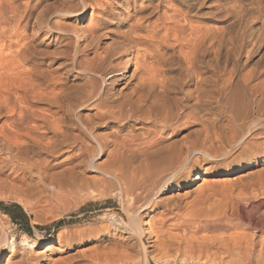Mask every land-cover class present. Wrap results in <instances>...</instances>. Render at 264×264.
Here are the masks:
<instances>
[{
  "label": "bare ground",
  "instance_id": "bare-ground-1",
  "mask_svg": "<svg viewBox=\"0 0 264 264\" xmlns=\"http://www.w3.org/2000/svg\"><path fill=\"white\" fill-rule=\"evenodd\" d=\"M257 1L240 0L237 9ZM208 5L60 0L44 11L32 0H0V195L36 214L115 194L129 223L112 226L111 234L134 238L141 263L150 264L140 244L144 235L157 237L149 214L161 207V218L177 215L192 191L180 189L202 181L194 190L199 199L205 178L223 175L208 182L230 188L223 210L205 211L201 198L189 202L182 236L232 229L214 252L232 264H264V204L256 202L264 196V20L241 34L248 21L240 11ZM241 21L240 34H232ZM242 223L250 232H237ZM59 235L58 247L25 233L17 242L0 218V264H70L71 256L51 258L65 252ZM204 243L197 251L208 254ZM125 251L108 256L125 261ZM165 258L159 264L193 260Z\"/></svg>",
  "mask_w": 264,
  "mask_h": 264
},
{
  "label": "rangeland",
  "instance_id": "rangeland-1",
  "mask_svg": "<svg viewBox=\"0 0 264 264\" xmlns=\"http://www.w3.org/2000/svg\"><path fill=\"white\" fill-rule=\"evenodd\" d=\"M32 1H33V4H35V7L37 8V10L38 9L41 10V8H43V9L45 8L44 11H49V10L55 9L56 7H58L60 5V0H32ZM55 3H56V5H55ZM259 3H261V4H259ZM47 4L49 7L46 6ZM53 4H54V6H52ZM240 4H241L240 0H232V2H231V0H206V6L208 5V7L209 6L210 7L209 8L205 7V8L210 9V10L213 8L214 9V10L212 9L213 11H217L216 9H218V7H219L218 11H223L225 8L228 9L229 11H231V9H229L231 7V5L233 6V7H231L233 10L235 8L237 9V6H239ZM224 6H225V8H224ZM244 6L245 5H242V7H244ZM53 7H55V8H53ZM221 7H222V9H221ZM245 8L249 11H247ZM243 10L237 9L235 11H237V12L240 11L241 13L238 12V14L240 16H242L243 19L242 18L241 19L245 20L246 22L248 21V24H246L247 26H244L245 21H244V23H243V21H241L242 25L241 24L239 25V24H237L238 22H235V25H234L235 28L233 27L234 28L233 31H232V29L230 30V32L231 31L233 32L232 34H236L235 30H237V32H238L237 35L240 34V32L242 31L240 28L242 26H244L243 30L245 32L243 31V32H241V34L247 33L248 32L247 29L251 28L253 26L259 25L258 27H260V25H261L260 23L264 20V16H263L264 15V13H263L264 12V0H258L257 2H254L253 6L248 7L246 5V7H244ZM245 11H246V15H245ZM259 11L260 12L263 11V12H261L259 14ZM247 12H248V14L250 12H252V13L250 15H248ZM196 14L197 13H195V15ZM261 14H262V16H261ZM252 16H254V17H252ZM260 16L263 18L260 19ZM257 17H258V19H257ZM192 18L194 19V17H192ZM248 18L251 19L250 20L251 22L249 21ZM55 20H59V21H57L58 24H61L64 22V20H62V19H55ZM252 20H256V21H252ZM259 20H260V22H259ZM210 22L215 25L214 21L210 20ZM252 22H255V23H253V25H252ZM232 24H234V22ZM248 26H250V27H248ZM261 26H262V33L264 34V22ZM246 27H248V28H246ZM263 34H262V36L264 37ZM185 134H187V133H183L182 136ZM260 167L261 166H256V167L251 168V169H243V170L237 171L234 175L230 176V178L235 177V176H237L241 173H244L246 171H249V170H255V169L259 170V169H261ZM218 169L223 170L225 168L220 167ZM205 179L207 181L209 180L208 182H210V180L220 181V180L226 179V177H223V175H221V176L218 175V176H214V177H206ZM208 182L205 184L207 186L204 185L205 190H204V193L202 194L203 197H199V199H198V197H196L197 193L194 190L198 184L203 183L202 181L197 182L195 185H193L190 188L184 187L183 189H180L178 191V193L183 194V192L185 193L186 191L192 190L189 194L186 195L187 197L185 196L186 198L185 197L182 198V201H184V204L182 205L183 202L181 201L182 208L180 206L177 210H175V212H177V215H176V213L174 214V212H173L172 214L174 216L171 214L172 216L171 215L166 216L167 219L161 218V216H159V213H160L159 211L162 209L161 207H157L153 212H151L149 214L150 218H153V222H151V227L153 226L152 229H153V231L155 230L154 232L157 233V237L154 238L155 239L154 240L153 238H148L147 236L144 235L145 237L142 236V238L140 240V244L142 246H144L145 248H147L148 251L150 252V256H149L150 264H159V261L161 260L159 258L164 257V255L166 256L165 260L167 259V261H174V260H177V258L180 259L179 260L180 262L183 259H193V260H190V261H192V262H190L191 264L195 261H198L197 264H203V263L204 264H230L231 262H233V260H231L232 258L230 256H227L225 253H222L223 252L222 250H220L221 253H220V251L218 253H215V252H216V247H217V241H220L222 239V237L227 238V235L229 236L230 234H232L234 232V230H232V229H229V230L217 229V230H214V232L213 231H211V232L210 231L209 232L208 231H204V232L201 231L199 233L197 232L198 234L194 233L193 235H191L192 237L191 236L188 237L189 239L187 237H185L188 241H190V239H192V242H190V243L182 236L183 235L182 231L186 230V225H184V220H185L187 214H185V213L190 210L189 207L187 209V204L189 205L190 203H192L196 199H197L196 201H199L202 199L203 203L200 206L201 208L206 207L207 209H204L205 211H209V208L212 209V210L210 209V211H214V209H216L215 211L219 212V210L222 209L221 205L222 204H223V206L226 205L227 201L226 200L224 201V199L227 197L229 199V195L227 193L230 192L229 191L230 188L228 186H225L222 184H216L217 188L214 187V189H212L213 185L211 183L208 184ZM210 186H212V187H210ZM221 186H223V187L225 186V187L221 188ZM219 187L222 189L223 195L218 194V193H221V191H219V190H221ZM210 189L212 190V192L210 191V193H209ZM217 189H219L218 190L219 192H217ZM226 189H228V190H226ZM223 190L226 192L227 195L225 194V192H223ZM205 192H207L208 194H206ZM213 193L214 194L216 193V194L214 195ZM205 195H206V198H205ZM207 195H211L212 197L209 198V196L207 197ZM206 201H208V202H206ZM221 201H223L222 204H221ZM258 201L259 202L261 201L262 204H264V196L261 198H258L256 202L258 203ZM18 202L19 201L15 200L11 196L9 197L8 195H0V218H2L4 220L6 219L8 221L10 227L14 231L15 239L17 242H19L22 233H25L28 238H30L34 241H37V242H39L43 239H52L53 240L52 246L58 247L59 241L57 240V238H58V235L60 233L59 237L62 235L60 237L62 239H60V240L63 241V243L66 245L64 248L65 252L62 255L52 254L51 255L52 259H56L58 257L65 258V257L71 256L72 258H71L70 264H111V263L112 264H124L125 262H126L125 264H127V263L128 264H130V263L131 264H142L141 259H140L141 255H140V252L137 248V242L134 238L126 240V241L125 240L119 241V239L116 236H113L111 234L110 229L112 226L119 225V226L126 227V226H128L127 223H129V221H128L129 216L125 211H123L124 209L122 210V208H123L122 204H120V200L115 194H113V195L112 194L99 195V196H98V194L97 195L93 194L91 196V198L89 197V198H87V200L85 199L82 202L75 204V205L73 202H69L68 204H62V205L56 204V206H52V207L48 206L47 208L42 207V210L44 209L43 212H42V210H40V211H37L36 214H33L34 213L33 211L27 209V207L22 202H19V203ZM224 202H225V205H224ZM185 203H186V205H185ZM242 203H244V202H242ZM202 205H203V207H202ZM178 211H180L181 213ZM6 212H8L9 214L6 215ZM39 213L40 214L42 213V214L40 215ZM142 214L140 216H143V218L145 219L144 213H142ZM34 215H36L38 217H35ZM242 224H240L237 227V232H242V231L250 232V230L249 229L246 230L245 225L244 224L242 225ZM239 229H241V230H239ZM28 230H29V233H26V231H28ZM165 230L167 231V233L169 231V233L167 234ZM160 231H162V233H164V234H162V233L160 234ZM172 232L174 234L176 232L175 236ZM165 233H166V235H168V238H167V236H165ZM170 233L173 235V237H171L172 235ZM179 233L181 234V236L178 235ZM204 233L206 234V236H204L205 235ZM218 234H220V235H218ZM206 237H207V239H206ZM184 240H186L187 242ZM195 240L198 242V245L195 242ZM116 241L118 242V244ZM165 242H167V243H165ZM193 242H195L196 244L195 243L193 244ZM186 243H189L188 244L189 247L186 246ZM203 243L206 244V246L211 245V249L208 252V254H204V253L202 254V253H199L197 251V247L198 246L200 247L199 244L202 245ZM215 243H216V246L214 245ZM165 248L167 250L163 251V249H165ZM183 250L184 251L186 250V251L183 252ZM120 251H125V253L129 256L128 257L129 259L125 260V261H119V260L114 261V260L110 259L111 256L110 257L108 256V255H113V252L116 254ZM130 257H132V258H130ZM157 258L159 259V261ZM72 259H74V260H72ZM162 259H164V258H162ZM128 261H130V263ZM170 264H172V263H170ZM193 264H196V263H193Z\"/></svg>",
  "mask_w": 264,
  "mask_h": 264
},
{
  "label": "trees",
  "instance_id": "trees-1",
  "mask_svg": "<svg viewBox=\"0 0 264 264\" xmlns=\"http://www.w3.org/2000/svg\"><path fill=\"white\" fill-rule=\"evenodd\" d=\"M4 214H5V213H4ZM7 214H9V213H8V212H6V215H7ZM26 233H29V230H28V231H26Z\"/></svg>",
  "mask_w": 264,
  "mask_h": 264
}]
</instances>
